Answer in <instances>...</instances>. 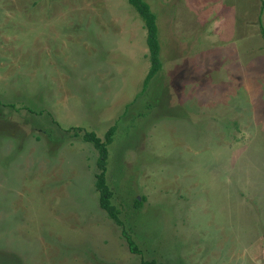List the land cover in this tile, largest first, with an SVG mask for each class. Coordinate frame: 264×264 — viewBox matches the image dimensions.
Returning <instances> with one entry per match:
<instances>
[{
  "label": "rangeland",
  "instance_id": "obj_1",
  "mask_svg": "<svg viewBox=\"0 0 264 264\" xmlns=\"http://www.w3.org/2000/svg\"><path fill=\"white\" fill-rule=\"evenodd\" d=\"M145 1L146 82L127 0H0V264H264V0Z\"/></svg>",
  "mask_w": 264,
  "mask_h": 264
},
{
  "label": "trees",
  "instance_id": "obj_2",
  "mask_svg": "<svg viewBox=\"0 0 264 264\" xmlns=\"http://www.w3.org/2000/svg\"><path fill=\"white\" fill-rule=\"evenodd\" d=\"M127 2L134 8L137 15L142 20V25L145 28V43L147 46V56L149 66L144 75V82H146L160 67V60L158 57V40L156 34V23L155 15L150 9L148 3L145 0H127ZM260 31L264 35L262 25L259 23ZM12 102H10V105ZM73 126V125H72ZM72 134H77L79 129L78 127H71ZM113 131V125L107 127L103 133V137H99L92 130L84 129L80 133L82 140L88 141L96 149L97 154L95 157V165L97 170L94 172L93 184L97 191V200L101 208L105 210L108 216H110L116 223L121 224V220L118 217V208L111 202V189L105 179V170H106V157H107V147L106 145L111 141ZM135 203H139V200L134 197ZM123 233L126 237L127 244L131 250L137 251V248L134 242L129 238V235ZM262 249L264 257V236L262 237ZM137 264H163L161 261L154 258L149 259H140Z\"/></svg>",
  "mask_w": 264,
  "mask_h": 264
}]
</instances>
